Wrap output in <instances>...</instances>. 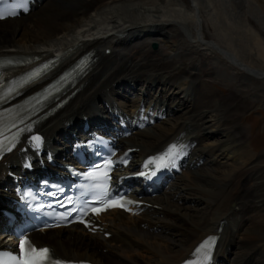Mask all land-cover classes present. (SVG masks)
<instances>
[{"label": "bare ground", "instance_id": "bare-ground-1", "mask_svg": "<svg viewBox=\"0 0 264 264\" xmlns=\"http://www.w3.org/2000/svg\"><path fill=\"white\" fill-rule=\"evenodd\" d=\"M90 48L100 60L65 107L51 115L47 102L15 118L22 133L0 153V201L13 173L26 180L66 154L85 117L123 115L134 131L119 142L137 147L135 158L175 142L182 171L144 198L154 206L140 216L112 212L109 239L65 228L36 241L100 264H179L215 234L211 264H264V151L249 148L241 123L264 108V0H35L28 15L0 21V59L60 52L70 63ZM50 81L20 87L0 110L22 109ZM31 136L40 154L28 150Z\"/></svg>", "mask_w": 264, "mask_h": 264}, {"label": "snow or ice", "instance_id": "snow-or-ice-1", "mask_svg": "<svg viewBox=\"0 0 264 264\" xmlns=\"http://www.w3.org/2000/svg\"><path fill=\"white\" fill-rule=\"evenodd\" d=\"M15 12L9 13V15H15ZM4 18L2 15H0V19ZM34 75H39V73H36ZM35 139L39 140V137H35ZM183 147V146H180ZM179 149L178 146L173 144L169 147L168 151L165 152L163 155L159 157H152L148 161V163H155V162H166L171 160L173 157H176L178 155ZM106 165L110 166L113 164L111 160H108L105 162ZM147 166V165H145ZM159 167V164H158ZM89 177L95 179H98L96 173L90 172ZM104 177V182L96 183L93 185L96 189H101L105 192L106 199L104 201H100V203L104 204L105 206L100 209H93L97 214H99L100 211H106L108 208H126L127 204L135 203L134 201H122L120 198L115 197H108L107 189L108 184L107 180H110V175L108 172L102 173ZM141 175H146L145 173H141ZM155 175V173H153ZM62 191V190H61ZM75 211V209H73ZM215 244V237H209L207 240L201 243V245L198 246L196 249L197 254H203L204 259H210L211 257V250ZM27 245V247H26ZM20 249V255L14 256L11 253H8V255L11 258V261L14 262V264H49L50 260V250L48 248H37L33 245H31V242L28 241L26 238L21 241L19 245ZM0 264H5L3 260H0ZM50 264H60L59 261L52 260ZM187 264H192V262H187Z\"/></svg>", "mask_w": 264, "mask_h": 264}, {"label": "rangeland", "instance_id": "rangeland-1", "mask_svg": "<svg viewBox=\"0 0 264 264\" xmlns=\"http://www.w3.org/2000/svg\"><path fill=\"white\" fill-rule=\"evenodd\" d=\"M151 48L153 49L152 45ZM216 86L225 93L229 92V89L223 85L216 84ZM241 123L244 127L247 128L246 130L249 138L247 142L249 148L254 152H258V153L263 152L264 151V108H257L252 106V110L250 111L248 110L247 113H245ZM199 208L201 207L199 206ZM104 253H108V250L105 251Z\"/></svg>", "mask_w": 264, "mask_h": 264}, {"label": "water", "instance_id": "water-1", "mask_svg": "<svg viewBox=\"0 0 264 264\" xmlns=\"http://www.w3.org/2000/svg\"><path fill=\"white\" fill-rule=\"evenodd\" d=\"M154 47H157V45H156V44H154Z\"/></svg>", "mask_w": 264, "mask_h": 264}]
</instances>
